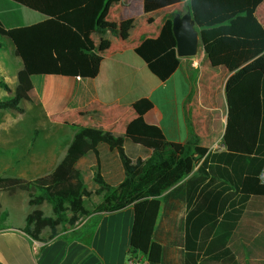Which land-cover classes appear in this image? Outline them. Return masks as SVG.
Returning a JSON list of instances; mask_svg holds the SVG:
<instances>
[{"label":"crops","instance_id":"obj_1","mask_svg":"<svg viewBox=\"0 0 264 264\" xmlns=\"http://www.w3.org/2000/svg\"><path fill=\"white\" fill-rule=\"evenodd\" d=\"M190 1L182 0L150 13L144 11V0H121L113 4L102 22L106 32L90 33L95 46L91 55L94 78L82 79L77 66L67 55L72 28L14 1L0 0V20L9 33L8 38H0V83L8 86L7 95L12 96L18 84V71L25 68L38 98L34 102L23 101L27 105L26 108L21 106L23 112L8 114L6 127L14 128V135H17L24 117L30 115L37 121L35 135L43 131L49 137L54 136L57 143L60 139L65 141L58 148L56 143L36 146L37 141H32L30 154L22 158L29 162V166L49 168L37 177L51 172L62 161L74 134L81 128L124 134L137 117L133 104L142 98L150 99L155 106L145 116L146 121L157 124L168 141H187V114L202 147L208 152L225 151L226 93L246 74L264 72V53L233 72L223 66L213 68L201 48V52L199 50L193 57H179L173 19L178 14L190 12ZM256 17L264 24V1L258 6ZM112 29L117 30L118 35H114ZM205 68L218 73L222 71L217 92H211V82H203ZM214 93L217 94L215 104ZM84 161L88 160L83 159L82 163ZM198 167L184 180L193 176ZM17 177L25 178L22 175ZM261 179L264 182V170ZM165 194L160 198L157 241L166 248L165 264H183L186 195L182 193L181 199L166 200ZM216 195L215 192H205L211 200ZM208 209L214 210L207 202L191 221L193 229L197 230L194 241L190 242L193 252H197L200 246L197 237L205 228L202 223ZM254 213L253 227L249 228L256 232L253 250H248L246 218L239 223L238 231L227 244L238 264H264V201L256 202ZM8 218L5 224L10 227L0 229V264H128L130 259L146 261L130 245L133 205L114 213H93L77 226L59 231L49 242L31 239L21 231L26 222L15 225ZM228 226L229 222L225 227ZM49 235L46 230L41 237ZM215 252H223L222 244H218Z\"/></svg>","mask_w":264,"mask_h":264},{"label":"trees","instance_id":"obj_2","mask_svg":"<svg viewBox=\"0 0 264 264\" xmlns=\"http://www.w3.org/2000/svg\"><path fill=\"white\" fill-rule=\"evenodd\" d=\"M11 1L72 28L67 55L82 79L94 78L91 55L95 46L90 33L106 32L102 22L110 7L121 0ZM181 1L144 0V11L150 13ZM263 1H190L189 13L199 29L200 48L213 68L223 66L233 72L264 53V24L256 17ZM111 32L118 35L117 30ZM8 37L0 20V38ZM17 78L14 94L0 100L1 111L21 113L23 101L38 100L25 68L18 71ZM0 87L9 90L4 83ZM226 102L223 152H208L200 145V137L187 114V141H168L157 124L146 121L145 116L155 106L150 99L142 98L133 104L137 117L124 134L81 128L51 172L34 179L0 175V193L15 195L25 191L29 206H51V215L33 209L21 228L31 239L41 242L51 241L61 226L75 227L93 213H114L133 205L130 245L148 264H165L166 248L157 241L161 196L166 193V200L181 199L184 193L187 217L183 264H238L227 244L245 218L250 232L256 202L264 201V72L246 74L228 90ZM83 159L88 161L82 163ZM198 165L196 173L184 180ZM207 191L217 193L216 197L209 199L205 196ZM207 202L214 210L205 212V228L197 237L200 246L193 252L190 242L197 230L191 221ZM8 216L6 211L0 212V229L10 227L5 224ZM227 222L229 226L225 227ZM46 230L50 235L42 238ZM218 244H222L223 252H215Z\"/></svg>","mask_w":264,"mask_h":264},{"label":"rangeland","instance_id":"obj_3","mask_svg":"<svg viewBox=\"0 0 264 264\" xmlns=\"http://www.w3.org/2000/svg\"><path fill=\"white\" fill-rule=\"evenodd\" d=\"M183 8V7H182ZM201 52V49H200ZM10 66H8L9 68ZM11 69V67H10ZM222 76V71H213L210 69H203L202 77L204 83H210L211 92H217L220 87H218V82ZM217 94L214 93V99L216 100ZM9 98L6 89L0 88V100H5ZM213 102V104H215ZM210 103V102H209ZM21 106L26 108V103L22 102ZM14 111H1L0 110V175L1 176H19L22 175L26 179H34L37 175L48 171L49 168H36L29 166V162L24 160L22 157L30 154L32 141H37L36 146L46 143H56L58 148L65 142L59 137L60 143H57L54 136H47V134L41 132L39 135L34 134V127L37 121L35 118L29 116L24 117L21 122L20 128L15 134L14 128H7V118L8 114H13ZM215 114V113H214ZM6 128V129H5ZM49 137V138H48ZM19 160V161H16ZM29 195L25 191H18L15 195H9L6 192L0 193V203L2 204V211H6L9 215L8 221L15 225L25 224V217L35 208L42 209L47 215H51V206L48 204H43L39 207H31L28 205ZM85 219L81 220L82 223ZM68 225L61 226L59 231H65L68 229ZM254 230L248 232L247 242L248 250H253V242L255 236Z\"/></svg>","mask_w":264,"mask_h":264},{"label":"water","instance_id":"obj_4","mask_svg":"<svg viewBox=\"0 0 264 264\" xmlns=\"http://www.w3.org/2000/svg\"><path fill=\"white\" fill-rule=\"evenodd\" d=\"M173 34L179 57L189 58L198 54L201 45L200 33L191 13L174 17Z\"/></svg>","mask_w":264,"mask_h":264},{"label":"built area","instance_id":"obj_5","mask_svg":"<svg viewBox=\"0 0 264 264\" xmlns=\"http://www.w3.org/2000/svg\"><path fill=\"white\" fill-rule=\"evenodd\" d=\"M128 264H148L145 260L130 259Z\"/></svg>","mask_w":264,"mask_h":264}]
</instances>
